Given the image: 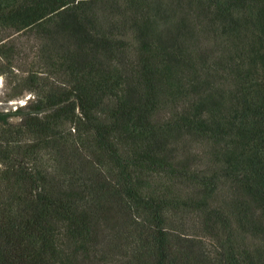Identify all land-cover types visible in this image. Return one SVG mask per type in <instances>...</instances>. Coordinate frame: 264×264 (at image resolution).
<instances>
[{
    "label": "trees",
    "instance_id": "trees-1",
    "mask_svg": "<svg viewBox=\"0 0 264 264\" xmlns=\"http://www.w3.org/2000/svg\"><path fill=\"white\" fill-rule=\"evenodd\" d=\"M0 28L60 77L0 121V264H264V0H0Z\"/></svg>",
    "mask_w": 264,
    "mask_h": 264
},
{
    "label": "rangeland",
    "instance_id": "rangeland-1",
    "mask_svg": "<svg viewBox=\"0 0 264 264\" xmlns=\"http://www.w3.org/2000/svg\"><path fill=\"white\" fill-rule=\"evenodd\" d=\"M0 42L3 43L1 48L4 52L0 53V62H10L9 68L3 65L4 69H0V102L20 101L40 92L31 82V73L39 76L38 84L42 87H48L53 80L58 84L60 77L56 74L46 77L47 73L43 71V66L38 61L36 50L39 40L31 29L16 31L12 28H0ZM160 115L166 116L167 111L161 110ZM185 215L184 220L179 219L182 224H179L178 230L187 235L202 234L197 215L195 213ZM117 253L114 254L113 251L110 253L109 264H125L124 257Z\"/></svg>",
    "mask_w": 264,
    "mask_h": 264
},
{
    "label": "water",
    "instance_id": "water-1",
    "mask_svg": "<svg viewBox=\"0 0 264 264\" xmlns=\"http://www.w3.org/2000/svg\"><path fill=\"white\" fill-rule=\"evenodd\" d=\"M38 98V96H31L15 102H0V121L10 124L21 123L19 121L21 115L43 110L42 108L26 109L25 107L29 102H32Z\"/></svg>",
    "mask_w": 264,
    "mask_h": 264
}]
</instances>
